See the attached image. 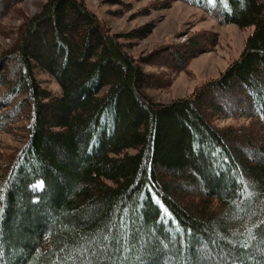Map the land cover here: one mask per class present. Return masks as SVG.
Listing matches in <instances>:
<instances>
[{
    "label": "trees",
    "instance_id": "1",
    "mask_svg": "<svg viewBox=\"0 0 264 264\" xmlns=\"http://www.w3.org/2000/svg\"><path fill=\"white\" fill-rule=\"evenodd\" d=\"M179 1L252 32L167 102L145 88L189 72L215 34L134 57L85 0L22 18L0 55V132L23 138L0 151V264H264V0Z\"/></svg>",
    "mask_w": 264,
    "mask_h": 264
},
{
    "label": "rangeland",
    "instance_id": "2",
    "mask_svg": "<svg viewBox=\"0 0 264 264\" xmlns=\"http://www.w3.org/2000/svg\"><path fill=\"white\" fill-rule=\"evenodd\" d=\"M45 0H9L5 14L0 16V55L11 45L17 36L22 18L39 11ZM87 6L98 15L114 33L131 34L124 40L128 51L134 57L147 56L163 44L186 41L197 32L217 36V43L211 49L198 51L189 60V72H171V85L167 87L148 86L145 88L155 101L167 102L189 94L199 83L208 78L217 77L222 70L243 49L251 27L239 28L235 24H220L217 19L208 16L202 9L179 0H85ZM149 31L146 35V31ZM144 34V36H142ZM137 35V36H136ZM139 36V37H138ZM141 36V37H140ZM202 44L206 45L205 41ZM144 71L152 74L160 67L142 64ZM33 73L40 85L60 94L55 79L38 67ZM244 119L219 118L216 124H237ZM19 130L14 133L0 132V151L21 145L23 138Z\"/></svg>",
    "mask_w": 264,
    "mask_h": 264
}]
</instances>
